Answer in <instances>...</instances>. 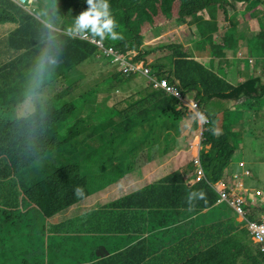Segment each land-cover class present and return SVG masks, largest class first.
<instances>
[{
  "label": "trees",
  "instance_id": "16d2710c",
  "mask_svg": "<svg viewBox=\"0 0 264 264\" xmlns=\"http://www.w3.org/2000/svg\"><path fill=\"white\" fill-rule=\"evenodd\" d=\"M137 1L145 10L156 7L150 0H109L115 21L133 36L143 21L135 23L132 16L147 20L132 6ZM154 1L171 18L169 26L187 29L184 39L176 31L167 35L176 36L180 47L146 51L140 35L109 44L99 40L109 76L76 94L73 89L85 84L88 75L86 62L96 48L101 50L82 39L87 33L66 37L72 18L84 10L82 0H56L55 14L47 8L52 0L23 5L0 0V264H264V255L249 250V234L228 223L223 227L214 208L219 194L209 184L223 177L236 151L239 131L229 121L255 123L261 116L264 125V83L251 73L264 70V59L255 58L264 53V0ZM229 12L259 22L260 32L255 28L253 38L237 32L238 23L218 15ZM196 21L204 24L198 40H209L211 46L207 57L195 58L189 51ZM143 27L151 29L150 24ZM49 37L56 63L34 81L36 57ZM244 40L251 48L248 60L255 63L244 80H229L226 72L234 67L229 56ZM119 51L138 52L139 64L155 54L133 77L147 78L148 85L122 98V108L108 104L114 87L132 77L118 78ZM53 76L61 77L63 90L48 97ZM101 92L108 95L96 103ZM212 99L235 100L237 113L232 118L223 112L206 114L202 106ZM201 113L207 117L203 126ZM187 117L195 119V128L203 127L197 165L207 179L196 184L186 177L166 147L158 148L157 159L135 164L143 148L138 141L155 127L170 133L177 150ZM243 181V209L257 217L252 203L264 191ZM112 184L126 190L83 211V198H94L103 188L116 189ZM192 192L203 196L193 195L189 203ZM126 215L136 222L132 229L121 222Z\"/></svg>",
  "mask_w": 264,
  "mask_h": 264
},
{
  "label": "rangeland",
  "instance_id": "374dc122",
  "mask_svg": "<svg viewBox=\"0 0 264 264\" xmlns=\"http://www.w3.org/2000/svg\"><path fill=\"white\" fill-rule=\"evenodd\" d=\"M80 4H85L83 8L84 9L87 8V4L84 2V0H82ZM132 6L136 8L138 11H142L143 17H145L147 20L141 19V17L138 15L132 16V21L135 23L139 24L140 21H143V24L138 27V32H136L135 36L130 35L127 28L125 29L124 27L119 26V24L116 22L118 27L115 30L120 34V40L126 41L130 39H135L136 36L140 35L142 36L143 41H145L147 50H149L150 48H158V46L160 45H174L180 47V43H179L180 40L176 36H167V35L173 31H176L178 35L184 39L187 34V29L184 27V25H176L174 27L169 26L168 22L171 18H167L166 14L160 8V5H156V7L145 10L142 8L140 2L137 1ZM202 15L206 18L207 17L206 11L203 12ZM218 15L226 16L229 21L238 23L237 32L246 31L248 36L249 37L251 36L248 28L251 24H256V23L247 22L248 18L240 20V18L238 17L239 14L235 12H229L227 14L218 13ZM210 21L211 18H206L205 23H209ZM146 24H150L151 29L148 30L145 27H143ZM202 25L204 24H201L199 21H196L194 26L192 27L194 33L196 34V39L189 43V48H190L189 51L191 55L195 58L209 56V52L211 48L208 42L209 40H201V41L198 40L197 36L201 33L200 28ZM225 26L226 23L221 25L222 28ZM238 34H236L234 37L236 38ZM78 35L79 34H76V37ZM85 38L86 36H82V39ZM109 41L112 40L106 38L102 42L104 44L105 43L109 44ZM93 44L100 47L99 43L97 42H93ZM216 46H220V45H216ZM248 50L250 51L251 48H249L247 41L244 40L240 42V45H238L235 51L232 52V55L229 56L232 62H234V67L227 70L226 72L227 79L229 80L236 79L238 81H241L247 77V73L249 72L251 65L253 66V64L255 63V60H251V62L250 60H248V58L252 55L250 52L248 53ZM102 54H103L102 52L96 49L95 53L92 54V56L88 59V62H86L88 75H86L85 84L81 85L79 88H74L72 93L80 94L83 91L88 90L89 87L94 86L97 81H102L104 79L103 77L109 76V66L106 67L102 64ZM148 58L154 60L155 54L151 52L150 55H148L147 59ZM255 58L257 60L264 59V53L261 56H256ZM156 64L161 65L162 59H158ZM260 66L264 67V63H262ZM119 69H121L120 66ZM114 72L117 71L114 70ZM251 73L255 75H259V77L262 79V82L264 83V70L261 73L259 71L251 70ZM118 78L119 79L122 78V75L119 74ZM50 80L54 83L51 86V90L48 94V97L60 93L63 90L62 86L58 85V83L61 82L62 80L60 76H53L50 78ZM147 85H148V79L145 77L131 78L129 79V82L127 84H123V85L119 84L118 87H114V90L109 93V94L112 93L111 94L112 98L111 100H109L108 104L116 108H122L125 106L123 103L125 99L122 98L132 93L133 89L140 86L143 88L146 87ZM107 95L108 94L105 92L99 93V97L96 99V103L106 98ZM136 97H139V94H137ZM119 99H122L120 103H119ZM119 104H121V106ZM238 106L239 104H236L235 100H232V102H230V100L212 99L207 101L202 106V108L204 109L205 113L208 115H216L223 112L226 113L228 116H230V118H232L237 113ZM254 109L256 110L258 109V107L255 106ZM236 120L237 119H235V121ZM248 120L249 119H242L240 123L235 126V130L239 131V136L236 141L231 137L229 138L231 144H234V141L236 143V151L234 156H232L229 166L237 168V171L241 173V170L238 168V163L240 161H244L246 163V167L248 171L250 170L252 173V177L245 178L246 186H253L257 189H261L264 191V128L261 129L260 133L252 132L251 133L252 139L248 144V141H245L244 138L241 137L242 131L246 127ZM229 124H232V120L229 121ZM192 125H195L194 118L190 119L187 117L181 123V130L184 129V127L185 130H184V135L178 136L179 145L177 147V150L176 148H174L175 146H172L170 133H164L161 128L155 127L152 132H149L138 141L137 147L142 146L143 148L142 150L137 151L138 160H136L135 164H137V162L140 161H148L150 159L157 158L158 157L157 152L159 147H166L167 153H169V155L171 156L177 154L176 160L179 163L184 162L189 164L190 163L189 154L184 153L180 155V152L182 151L183 147L186 148V150L188 151L189 143L194 142V140L197 138L195 135L198 133L199 125L194 129H192ZM261 126H262V119H257V121L254 123V127L256 129H259ZM249 127L250 126L246 128ZM216 128H220V125H217ZM187 170H190V168L187 167ZM234 181H236V179H234ZM111 187L116 189L103 188L102 190H100L103 191L101 196L107 198L108 196L111 197L117 195L118 189H120L121 192L123 191V189L126 190L125 187H117L116 184H112ZM83 193H85V190H83ZM214 208L217 210L216 213L223 221V227H225L224 224L227 225L228 223V227L235 228L236 230L243 229L247 234H249L246 228V222L241 221V219L238 220L239 216L234 214V212L230 210V208L227 206L226 203L216 204ZM249 237L250 240L252 241L250 234ZM255 248L256 247L254 244H251V246H249V250H254Z\"/></svg>",
  "mask_w": 264,
  "mask_h": 264
},
{
  "label": "clouds",
  "instance_id": "9594fccd",
  "mask_svg": "<svg viewBox=\"0 0 264 264\" xmlns=\"http://www.w3.org/2000/svg\"><path fill=\"white\" fill-rule=\"evenodd\" d=\"M13 1L20 2V4L23 5L27 0H13ZM84 2L87 4V8L82 10L81 12H79L78 15H76L75 17L72 18V22H71L72 26L68 30L66 37L75 38L76 34L87 33L89 35L84 40L93 46H96L95 44H93V42L99 43L100 48L102 50V51L101 50H99V51L103 53V50L105 47L103 46V43L99 42V39H100V41H103L106 38L109 40L120 39V34L115 30L118 27V25H117L112 13H111L108 0H84ZM150 2L154 3L155 6L157 5L154 0H150ZM47 8H50L52 10V13L55 14L56 0H52V2L47 5ZM45 27H50V25L46 24ZM250 28H253V31ZM255 28L258 29L257 30L258 32H260L259 22L256 24H251L248 28L252 38H253V34L256 33ZM141 38H142V36H141ZM148 38H149V36H148ZM48 40H49V42L47 44H45V46L39 50L38 55L36 57L34 68H33V73H34L33 79H34V81L40 79L43 76V74L46 71V69L48 68V66L56 63L55 57H54L52 50H51V48H52L51 38L49 37ZM254 40H256V39H254ZM146 47L147 46L145 45V41H143V38H142V47L141 48L148 51ZM138 55H139V53L136 51H130L127 54H123L119 51V66L121 68V69H119V74L122 75V77L129 78L130 76H132L131 78H133L135 76V74L142 69V63L145 62V60L147 59L148 56H146L145 59H141V64H139V59H136ZM121 58H124L127 65L122 64ZM132 68H134L135 70H133ZM230 102H232V100H230ZM193 103H195V102L191 101V106ZM196 109H198V108H196ZM196 109H194V110H196ZM257 118L261 119L262 117L257 116ZM198 122H200L201 126H203L207 122V117L205 116V114H202V113L200 114V120ZM236 125L237 124L232 123V130H235ZM201 126H199L198 133L195 135L197 138L194 140V142L189 143V150L187 151L186 148L183 147L182 151L180 152V155L184 154V153L189 154L190 163L189 164L184 163V162L179 163L176 160L178 169H182L184 175L188 178L195 180L196 184L201 183V181L204 179H207L205 176L204 169L198 167V165H197L198 162L200 161V151L202 148V146H201V134H202L203 127H201ZM248 126H250V127L246 128ZM262 126L264 128V125H262ZM262 126L259 129H256L254 127V123H247L246 127L242 131L241 137L244 138L245 141H248V144H249L251 139H252L251 133L252 132L260 133ZM194 128H195V125H192V129H194ZM216 130H217V132H219L220 128H216ZM235 131H238V130H235ZM168 156L173 157L175 159L177 158V154L174 156H171L168 154ZM232 156H234V155H232ZM157 158H155V159H157ZM150 160H154V159H150ZM229 164H230V162H229ZM187 167H189L190 170H187ZM238 168L241 170V173H239L237 171V168L228 166L225 169L223 177L220 180H218L217 182H209L211 187L219 194L216 204L224 202L227 205H229L227 202L232 200V199H235V198L241 199L242 202L244 201L243 196H242L243 195L242 191L245 189V184H244L243 180L247 177H252V173L250 170L248 171V169L246 167V163L244 161H240L238 163ZM125 177H128V175H126ZM234 179H236V181H234ZM227 189H228V191H226ZM77 192H79V190H77ZM102 192L103 191H100L99 194H97L94 198H90V197L83 198L82 206H83L84 212L87 213L90 210H93L94 204L97 200H100L103 198L105 199V197L101 196ZM237 192L240 193L239 197L237 195ZM120 193H121V190L118 189L117 195H115V196L120 195ZM259 194H260V192H259ZM193 195H195L197 198H199V197L203 196V193H200V192L189 193L188 198H187L189 203H191V201L193 200ZM222 196H225L226 200H222ZM260 197H261V194H260ZM260 197H259V199H260ZM259 199H258L257 203H254V202L252 203V205L253 206L255 205V207H256L257 217L252 216L248 211H246L244 209H243V213L240 214L234 209V207H231L230 205L229 206L232 209H234V211H236V213L238 214V216H239L238 220L241 219V221L246 222V228H247V230L251 236L253 244L256 247L253 251L258 250V252L260 254L264 255V252H261V250H260V245H259L260 241L256 239V237H257L256 232L254 230H250L249 224H248V222L259 223V216H258L259 212L258 211L259 210L262 211V209H263L262 205H261V207H259V205H260ZM121 222L125 223L127 225V227L130 229H132L133 227L136 226V222L127 215L122 219ZM234 230H236V229L234 228ZM129 233H131V232H129ZM115 236H116V233L109 235V244H112ZM95 253L99 256L98 252H95Z\"/></svg>",
  "mask_w": 264,
  "mask_h": 264
},
{
  "label": "built area",
  "instance_id": "2783aa9c",
  "mask_svg": "<svg viewBox=\"0 0 264 264\" xmlns=\"http://www.w3.org/2000/svg\"><path fill=\"white\" fill-rule=\"evenodd\" d=\"M122 60V64L127 65V63L125 62L124 58H121ZM133 70H135L134 68H132ZM192 108L196 109L197 108V104L193 103L192 104ZM222 200H226L225 196H222ZM231 207H234V209L242 214L243 213V202L241 201V199L239 198H235L232 199L230 201L227 202ZM259 207H261V205L263 206V209L261 211V213H259V223L257 222H248L249 224V229L250 230H254L256 232V239L260 241V250L261 252H264V196H261L259 199Z\"/></svg>",
  "mask_w": 264,
  "mask_h": 264
}]
</instances>
